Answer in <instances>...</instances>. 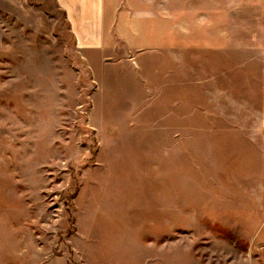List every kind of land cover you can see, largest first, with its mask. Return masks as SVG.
Wrapping results in <instances>:
<instances>
[{"label": "rangeland", "instance_id": "1", "mask_svg": "<svg viewBox=\"0 0 264 264\" xmlns=\"http://www.w3.org/2000/svg\"><path fill=\"white\" fill-rule=\"evenodd\" d=\"M42 5L0 12V264H264V0H121L130 91Z\"/></svg>", "mask_w": 264, "mask_h": 264}, {"label": "crops", "instance_id": "2", "mask_svg": "<svg viewBox=\"0 0 264 264\" xmlns=\"http://www.w3.org/2000/svg\"><path fill=\"white\" fill-rule=\"evenodd\" d=\"M43 0H0V12L13 18L22 28L37 33L43 37L53 36L56 32V17L42 5ZM121 0H49L60 10L66 21L67 30L71 34L74 46L83 52H90L88 65L99 79L101 75L114 76L116 83H125L130 91L129 83L134 79L136 69L130 65L128 59L122 64L114 63L111 58L115 55L111 42L120 33L131 35L133 39L145 38V32H138L137 27L127 28L129 15L126 6L120 5ZM40 3V4H39ZM125 25V30H119ZM152 35L149 33L148 36ZM153 39H155L153 37ZM156 39L160 42L161 38ZM167 40V38H166ZM117 54V53H116ZM129 58V55L126 56ZM94 59V60H92ZM123 80V81H122ZM145 91V90H144ZM146 92V91H145ZM146 92V97L151 96ZM143 93V92H142ZM143 102V101H142ZM149 103L146 102V105ZM145 105V106H146ZM139 104L135 105L138 107ZM144 106V107H145ZM148 125H152L149 123Z\"/></svg>", "mask_w": 264, "mask_h": 264}]
</instances>
